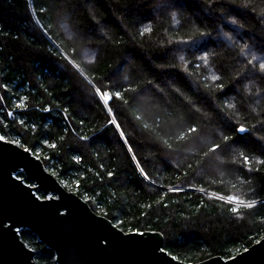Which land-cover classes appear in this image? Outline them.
<instances>
[{
	"label": "trees",
	"instance_id": "trees-1",
	"mask_svg": "<svg viewBox=\"0 0 264 264\" xmlns=\"http://www.w3.org/2000/svg\"><path fill=\"white\" fill-rule=\"evenodd\" d=\"M250 53L264 62V0H0V135L124 231L157 230L184 261L228 258L264 235V70ZM230 195L258 203L233 213Z\"/></svg>",
	"mask_w": 264,
	"mask_h": 264
},
{
	"label": "water",
	"instance_id": "water-1",
	"mask_svg": "<svg viewBox=\"0 0 264 264\" xmlns=\"http://www.w3.org/2000/svg\"><path fill=\"white\" fill-rule=\"evenodd\" d=\"M37 191L49 195L40 197ZM25 228L53 250L56 264H264V235L228 258L215 254L196 262L179 259L163 247L161 232L124 231L65 188L31 150L4 138L0 264H37L36 251L20 236Z\"/></svg>",
	"mask_w": 264,
	"mask_h": 264
},
{
	"label": "snow or ice",
	"instance_id": "snow-or-ice-1",
	"mask_svg": "<svg viewBox=\"0 0 264 264\" xmlns=\"http://www.w3.org/2000/svg\"><path fill=\"white\" fill-rule=\"evenodd\" d=\"M234 22V21H233ZM144 31H149V29H144ZM201 35H205V33H201ZM250 60L249 63H252L253 61H256L259 63V68L261 70H264V62H259V57L256 54H251L250 53ZM202 59L206 60V57H202ZM181 60H183V57H181ZM211 79L213 81L219 80L220 77L217 75H212ZM95 92L98 93L100 95V98L103 100V103L105 105H107L109 103V101L113 100L114 98L116 99H122V92L120 90H115L114 93L110 92V91H103L101 92L100 88H96ZM19 107L23 108L24 105L20 104ZM110 110V109H109ZM111 124L115 125L117 128H119V124H117V122L115 120L111 121ZM147 127V126H146ZM200 130L195 127V126H189L187 127L186 132H182L179 136H178V140H185L187 137H191V135L193 133H198ZM239 132L243 133L246 131V129L241 126L238 129ZM121 136L124 135L123 132L120 133ZM229 139L228 136H224V140L227 141ZM4 137L2 135H0V141H3ZM52 147H55V145H51ZM169 147H171V145H169ZM219 149H221V145L220 144H216V143H212L211 147L208 148V151L204 153L205 156H207L209 153H216ZM129 151H131V149H129ZM259 163H264V160H260L258 161ZM243 163L246 165H250L251 164V160L249 158V156L244 155L243 156ZM227 200L229 202H234L237 206L236 207H232L231 211L233 213H237L240 209L241 206L248 208V209H252L254 206L257 205V201L255 199L250 200V201H246L238 196H228ZM262 203H264V201H262Z\"/></svg>",
	"mask_w": 264,
	"mask_h": 264
},
{
	"label": "rangeland",
	"instance_id": "rangeland-1",
	"mask_svg": "<svg viewBox=\"0 0 264 264\" xmlns=\"http://www.w3.org/2000/svg\"><path fill=\"white\" fill-rule=\"evenodd\" d=\"M14 142H17V143H18L17 140H14ZM18 173H20V172H17V173H16L17 176H19V177H22V176H23V175H19ZM29 183H31V182H29ZM37 194H38L40 197H44V196L49 195V194L44 195V194H42L40 191H37ZM31 248H32V247H31ZM54 264H56V263L54 262Z\"/></svg>",
	"mask_w": 264,
	"mask_h": 264
},
{
	"label": "built area",
	"instance_id": "built-area-1",
	"mask_svg": "<svg viewBox=\"0 0 264 264\" xmlns=\"http://www.w3.org/2000/svg\"><path fill=\"white\" fill-rule=\"evenodd\" d=\"M9 114H11V111H9Z\"/></svg>",
	"mask_w": 264,
	"mask_h": 264
}]
</instances>
